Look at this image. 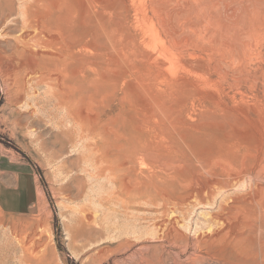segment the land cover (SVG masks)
Masks as SVG:
<instances>
[{
	"label": "rangeland",
	"instance_id": "obj_1",
	"mask_svg": "<svg viewBox=\"0 0 264 264\" xmlns=\"http://www.w3.org/2000/svg\"><path fill=\"white\" fill-rule=\"evenodd\" d=\"M21 1L0 0V53L6 56L18 45ZM37 2V18L69 42L75 59L57 64L63 85L37 88V104L12 103L8 77L0 73V143L38 188L27 211L0 210V264L261 262L264 0ZM151 28L160 41H153ZM32 49L40 60L49 56ZM46 58L42 64L50 63L44 67L51 71L55 64ZM79 117L100 135L89 148L80 140ZM94 142L101 151L91 152ZM110 147L120 150L112 155ZM110 170L120 173L117 179ZM235 174L242 176L238 185L216 188L204 205L194 199V190L211 178ZM223 204L228 223L215 219Z\"/></svg>",
	"mask_w": 264,
	"mask_h": 264
},
{
	"label": "bare ground",
	"instance_id": "obj_2",
	"mask_svg": "<svg viewBox=\"0 0 264 264\" xmlns=\"http://www.w3.org/2000/svg\"><path fill=\"white\" fill-rule=\"evenodd\" d=\"M17 1H19V0H17ZM29 0H26V1H21L20 2V5L22 6L23 4H24V6H25V8L23 7V10H21V11H19V9H18V7H17V5H16V10L18 9V12L19 13H21V15L23 16V21L21 22L22 24V26H20L21 27V30L18 32V38H17V46H16V48H15V51L12 53V55H3L2 53H0V73H3L4 74V76H5V79L8 77V80H9V83L8 84H10V94H11V97H12V103H14V104H21L24 100H26L27 101V99H29V101H30V99H32V102L34 101V103L33 104H37V103H41L40 101L39 102H36L37 101V99L34 97V93H36V90H37V88H38V90H39V88H40V86H42V85H49V86H53V87H61L63 84V82L61 83L60 81H61V79H60V76H59V72L61 71V69L59 68V66H57V64H61V65H63V67H64V65H65V63H68V58L70 57V54H71V48H70V44L68 45V43L69 42H67L65 39H64V37H62V35L60 34V33H53V32H51V30H48V29H52V28H49V25H48V27H44V25L41 23L42 21H43V17H41L40 18V20H39V18H37V16H36V14H37V1L38 0H32L31 1V3H30V1L28 2ZM22 2H24V3H22ZM17 3H19V2H17ZM48 3H49V1H48ZM14 5H15V3H14ZM55 5V4H54ZM63 5H61V7H62ZM21 8V7H20ZM46 8V7H45ZM59 8V7H58ZM58 8H56V11H59V9ZM58 9V10H57ZM63 9H64V7H63ZM15 11V10H14ZM13 11V12H14ZM64 11V13L66 14V12H68V11H65V10H63ZM17 12V11H16ZM16 12H14V13H16ZM17 12V13H18ZM70 12V11H69ZM14 13H12V14H14ZM16 13V14H17ZM60 13V12H59ZM72 13V12H71ZM18 16H19V14H17ZM60 15V14H59ZM67 15V14H66ZM11 16V15H10ZM17 16V17H18ZM21 16V17H22ZM60 16H62V14L60 15ZM68 16H70L69 15V13H68ZM74 16V14L70 17V18H72ZM17 17H16V19H17ZM39 17V16H38ZM45 17V16H44ZM56 17H58V16H56ZM55 17V19H57ZM14 18H15V16H14ZM19 18H20V16H19ZM62 18H63V16H62ZM61 18V19H62ZM8 19H9V17H8ZM7 19V20H8ZM47 19V18H46ZM42 20V21H41ZM48 20H50V19H48ZM58 20H60L59 18H58ZM58 20H57V22H58ZM71 19H69L68 21H70ZM74 20V19H73ZM16 21V20H15ZM21 21V20H20ZM41 21V22H40ZM63 21V20H62ZM65 21H67V18L65 19ZM67 21V22H68ZM45 22V21H44ZM53 22V21H52ZM56 22V23H57ZM48 23V22H47ZM51 23V22H50ZM68 23H71V22H68ZM44 24H46V22L44 23ZM58 24V23H57ZM81 24V23H80ZM47 25V24H46ZM151 25V24H150ZM52 26V25H51ZM50 26V27H51ZM60 26H62V25H60ZM82 26V25H81ZM54 27H55V25H54ZM57 27V26H56ZM63 27V26H62ZM64 27H66V26H64ZM150 26L148 25V28H149ZM154 27V26H153ZM57 28H59V27H57ZM56 28V29H57ZM156 29V28H155ZM53 30H54V28H53ZM60 30V29H59ZM63 31V30H62ZM155 30H153L152 28L150 29V33L149 34H151V36H152V39H153V41L154 42H157L158 40L160 41L161 39V37H159L158 35H159V32L158 31H156V32H158V34H156L155 32H154ZM55 32H56V30H55ZM57 32H58V30H57ZM61 32V31H60ZM82 32V31H81ZM147 32H149V31H147ZM86 33V32H85ZM73 34V33H72ZM82 34V33H81ZM148 34V35H149ZM86 35V34H85ZM123 35V34H122ZM72 36V35H71ZM150 36V35H149ZM160 36H161V34H160ZM16 38V37H15ZM75 38V37H74ZM151 39V38H150ZM151 39V40H152ZM85 42V41H84ZM153 42V43H154ZM164 42V41H163ZM151 43V42H150ZM85 44V43H84ZM87 44V43H86ZM154 44H156V43H154ZM160 44V43H159ZM72 45V44H71ZM76 45V44H75ZM14 46V45H13ZM73 46H74V44H73ZM83 46V45H82ZM76 47H77V45H76ZM32 48H36V49H39V50H41V49H44V50H46L48 53H49V56H46V55H44L43 57L45 58V57H48V58H46L47 60H49L50 62L52 61L53 62V64H55V65H53L54 66V69H51V71H50V67L49 68H47V67H44V66H47V65H49L50 63H48L47 65H46V63H45V65H43L42 64V61H44L43 59L42 60H40L39 59V57L36 55V53H35V55L32 53ZM82 48V47H81ZM86 48V47H85ZM79 49V48H78ZM84 49V48H83ZM171 49V48H170ZM35 50V49H34ZM33 50V51H34ZM36 51V50H35ZM167 51H169V50H167ZM38 52V51H37ZM44 52V51H43ZM42 52V53H43ZM78 52V51H77ZM165 52V51H164ZM169 52H171V51H169ZM168 52V53H169ZM4 53V52H3ZM166 53V52H165ZM172 53V52H171ZM10 54V53H9ZM34 55L33 57H31L32 55ZM45 54V53H44ZM170 54V53H169ZM175 54V53H174ZM30 56L29 58H26V56ZM41 55V54H40ZM173 55V54H172ZM75 56V55H74ZM171 56V55H170ZM174 56V55H173ZM173 56H172V58H173ZM41 58V57H40ZM70 58H72L73 60L75 59V58H73L72 56L70 57ZM175 58H176V55H175ZM78 59V58H77ZM76 59V60H77ZM80 60H81V58H79ZM167 59V58H166ZM176 61V60H175ZM70 62V61H69ZM73 62V61H72ZM81 62V61H80ZM170 62L172 63L173 62V60L171 59L170 60ZM70 63H68V65H69ZM78 64V63H77ZM174 64V63H173ZM82 65V64H81ZM170 65V64H169ZM62 67V66H61ZM68 67V69H69V67L70 66H67ZM83 67H84V65H83ZM49 69V70H48ZM67 69V70H68ZM59 70V71H58ZM72 70V69H71ZM79 70V69H78ZM83 70H84V68H83ZM86 70V69H85ZM70 71V70H69ZM76 71V70H75ZM65 72V71H64ZM67 72V71H66ZM77 72V71H76ZM79 72V71H78ZM61 73V72H60ZM80 73V72H79ZM86 73V72H85ZM64 74V73H63ZM82 74H83V72H82ZM62 75V74H61ZM67 75V74H66ZM7 76V77H6ZM73 76V75H72ZM74 77V76H73ZM83 77H84V75H83ZM70 78V77H69ZM78 78V77H77ZM76 78V79H77ZM81 78V77H80ZM65 79V78H64ZM66 79H67V77H66ZM84 79V78H83ZM62 81H64V80H62ZM80 82H81V80H80ZM89 82V81H88ZM46 86V87H47ZM48 86V87H49ZM43 87V86H42ZM45 87V86H44ZM65 87H67L66 85H65ZM70 86H68V88H69ZM62 88H64V87H62ZM65 89V90H67V92L69 91H71V90H69V89ZM5 89V88H4ZM60 89V88H59ZM6 91V90H5ZM31 91H33V92H31ZM60 91V90H59ZM77 91V90H76ZM56 93H58L57 91H55ZM62 92V90L60 91V93ZM60 93H58V94H60ZM66 92H64V94H65ZM70 94V93H69ZM37 95V94H36ZM61 95H63V92H62V94ZM67 95V94H66ZM55 96V95H54ZM39 97V96H38ZM65 98H66V96H64ZM40 98V97H39ZM67 100H69L68 98H66ZM39 100H41V99H39ZM70 101V100H69ZM87 101V100H86ZM96 101V100H95ZM28 103V102H27ZM30 103V102H29ZM70 103V102H69ZM31 104V103H30ZM56 104V103H55ZM62 104V103H61ZM63 104H64V102H63ZM67 104V103H66ZM18 105V106H19ZM39 105V104H38ZM69 105V104H68ZM102 106V105H101ZM69 110V109H68ZM67 111V110H66ZM82 111H84V109L82 110ZM88 112V111H87ZM68 113H69V111H68ZM69 115H71V113H69ZM85 115V114H84ZM91 115V114H90ZM89 115V116H90ZM72 116V115H71ZM83 117V116H82ZM91 117V116H90ZM73 118V117H72ZM80 118V120L79 121H77V119H76V126H78L79 128H80V130H81V135H80V140H82L83 141V146H84V148L85 147H90V142H92L90 139H91V137L93 136L94 137V140H100V139H97V137H96V135H95V133L93 132L94 131V129L93 130H91L89 127H90V125L88 126L87 125V123L88 122H86V117L85 118H81V117H79ZM73 120H74V118H73ZM70 121V120H69ZM73 122H75V120L73 121ZM75 124V123H74ZM77 128V127H76ZM73 129V128H72ZM102 130V129H101ZM116 130V129H115ZM73 131V130H72ZM96 131V130H95ZM76 132V131H75ZM99 132H101V131H99ZM98 132V133H99ZM100 134V133H99ZM105 134V133H104ZM106 134H108V133H106ZM153 134V133H152ZM111 135V134H110ZM115 135V134H114ZM98 136V135H97ZM100 136V135H99ZM98 136V137H99ZM104 136V135H103ZM102 136V137H103ZM112 136H113V134H112ZM78 138H79V136H77ZM116 137V140H117V136H115ZM114 137V138H115ZM112 139H113V137H112ZM119 139V138H118ZM93 140V141H94ZM115 139L113 140L114 142L116 141ZM101 141V140H100ZM168 141V140H167ZM110 142H111V140H110ZM113 142V145L116 143H114ZM124 142V141H123ZM177 142V141H176ZM74 143V142H73ZM77 143V142H76ZM81 143V142H80ZM95 143V144H94ZM92 145L93 146H91L92 147V149L93 150H91V148H90V150H91V152L93 151L94 152V150L95 151H98V150H100L99 149V146L97 145V143L96 142H94ZM104 143V142H103ZM156 144V142H153V144ZM168 143V142H167ZM105 144H106V142H105ZM117 144H118V142H117ZM123 144V143H122ZM152 144V145H153ZM154 144V145H155ZM158 144V143H157ZM165 144H166V142H165ZM172 144H175L174 143V141L172 142ZM104 145V144H103ZM116 145V144H115ZM160 145V144H159ZM169 145H171L170 143H169ZM184 145V144H183ZM156 146V145H155ZM189 146V145H188ZM75 147V146H74ZM95 149H94V148ZM173 147V146H172ZM185 147V146H184ZM101 148V150H102V147H100ZM112 147H110V149H111ZM121 148V147H120ZM145 148V147H144ZM143 148V149H144ZM157 148V147H156ZM164 148V147H163ZM168 148V147H167ZM225 148V147H224ZM228 148H230V147H228ZM227 148V149H228ZM97 149V150H96ZM109 149V150H110ZM115 148H112V150H114ZM146 149H147V147L145 148V150H144V152H146ZM166 148H164V149H162V150H165ZM89 150V149H88ZM100 150V151H101ZM118 150V149H117ZM117 150L115 149V151H114V153L113 152H111V153H113L112 155H115V152L116 153H118L117 152ZM120 150V149H119ZM118 150V151H119ZM149 150H150V148H149ZM161 150V149H160ZM168 150V149H167ZM170 150H171V148H170ZM173 150H175V149H172V151ZM186 150H188V149H186ZM217 150V149H216ZM232 150V149H231ZM198 151V150H197ZM228 151V150H227ZM233 151V150H232ZM92 152V153H93ZM148 152V151H147ZM166 152H168V151H166ZM218 152V151H217ZM216 152V153H217ZM230 152V151H229ZM111 153H110V155H111ZM141 153V152H140ZM152 153V152H151ZM159 153H160V151H159ZM221 153V152H220ZM236 153V152H235ZM91 154V153H90ZM95 154V153H94ZM101 154V153H100ZM99 153H97V155H100ZM162 155H163V153H161ZM191 154V153H190ZM108 155H109V152H108ZM109 155V156H110ZM96 156V155H95ZM192 156V155H191ZM101 157H102V155H101ZM107 157V156H106ZM193 157V156H192ZM87 158V157H86ZM85 158V159H86ZM92 158V157H91ZM97 158H99V157H97ZM102 159V158H101ZM107 160H109L110 161V159H108L107 158ZM89 161V160H88ZM241 161V160H240ZM93 162V161H92ZM196 162V161H195ZM96 163V162H95ZM206 163V162H205ZM207 163H208V161H207ZM211 163V162H210ZM97 164V163H96ZM99 164V163H98ZM120 164V163H119ZM125 164V163H124ZM209 164V163H208ZM246 164H247V162H246ZM100 165V164H99ZM103 165V164H102ZM100 166V168H102V167H104V165L103 166ZM127 165V164H126ZM262 165H263V163H262ZM107 166V165H106ZM105 166V167H106ZM212 166V165H211ZM98 167V166H97ZM128 167V166H127ZM126 167V168H127ZM94 168V167H93ZM99 168V169H100ZM108 168V167H107ZM129 168H130V166H129ZM129 168H127V170H130ZM132 168H133V166H132ZM97 169V168H96ZM106 169V168H105ZM104 169V170H105ZM110 169H112V168H110ZM165 169V168H164ZM207 169H208V166H207V168L204 170L205 172H208L207 171ZM214 169H215V166H214ZM224 169V168H223ZM103 170V169H102ZM115 170V169H114ZM127 170H125V171H127ZM135 170V169H134ZM209 170V169H208ZM210 170H212L213 171V169L211 168ZM209 170V171H210ZM220 170V169H219ZM95 171V170H94ZM108 171H109V168H108ZM122 171H124V170H121L120 172H122ZM132 171V170H131ZM130 171V172H131ZM212 171H210V173L212 172ZM98 172H101V171H98ZM97 172V173H98ZM106 172V171H105ZM104 172V173H105ZM110 172L111 173H113V171H111L110 170ZM118 172V171H117ZM117 172L116 173H113V175L115 174V176L117 175ZM129 172V171H128ZM134 172V171H133ZM196 172V171H195ZM96 173V172H95ZM96 173V174H97ZM111 173H108L109 175H111L112 176V174ZM209 173V172H208ZM99 174V173H98ZM131 174H133V173H131ZM201 174H202V172H201ZM233 174V173H232ZM237 174V173H236ZM232 175V176H228L226 179L227 180H218V179H215V178H211V180H210V182L206 185V186H204V187H202V188H200V189H198V188H196V189H198V190H194L195 191V193H194V195H193V197H195L194 199H196V201H198V202H200V204H203L204 205V203H206L207 201H209L210 199H212V197H213V195H214V192H215V190H216V188H220V190L222 189V190H228V188H230L231 186H232V184L234 183V182H237L236 184L238 185V181L240 180V179H242V176L240 177V176H238V175ZM107 175V174H106ZM105 175V176H106ZM119 175H120V173H119ZM119 175H117L115 178L117 179V177L119 176ZM248 175V174H247ZM255 175V174H254ZM93 176H95V175H93ZM111 176H110V179H111ZM129 177H130V180L129 179H127L128 181H129V185H131V184H133V182L132 181H134L133 180V178H132V176H130V175H128ZM146 176V175H145ZM253 176V175H252ZM129 177H127V178H129ZM207 177V176H206ZM97 178H99L98 176H97ZM104 178V177H103ZM113 178V177H112ZM121 178V177H120ZM120 178H118V180H120ZM199 178V177H198ZM253 178V177H252ZM101 179V178H100ZM109 179V180H110ZM116 179H114L113 178V180H116ZM122 179V178H121ZM131 179H132V181H131ZM225 179V178H224ZM251 179V178H250ZM103 180V179H102ZM112 180V179H111ZM196 180V179H195ZM249 180V179H248ZM106 181V180H105ZM127 181V182H128ZM254 181V180H253ZM115 182V181H114ZM121 182V181H120ZM130 182H131V184H130ZM251 182V181H250ZM116 183V182H115ZM253 183V182H252ZM127 184V183H126ZM196 184V183H195ZM235 184V185H236ZM246 184H247V182H246ZM254 184V183H253ZM122 185V184H121ZM128 185V184H127ZM152 185V184H151ZM198 185V184H197ZM234 185V186H235ZM113 186V185H112ZM248 186V185H247ZM133 186H131V188H132ZM192 187V186H191ZM194 188V187H193ZM145 189V188H144ZM195 189V188H194ZM233 189V188H232ZM250 189V188H249ZM116 190V189H115ZM118 190V189H117ZM128 194H129V196H130V198H131V194H132V191H131V189H130V186H128ZM230 190V189H229ZM235 190V189H234ZM251 191V190H250ZM163 192V191H162ZM228 192V191H227ZM232 192V191H231ZM247 192V191H246ZM165 193V192H164ZM223 193V192H222ZM221 193V194H222ZM248 193V192H247ZM127 194V195H128ZM166 195V194H165ZM192 195V194H191ZM191 195H190V197H191ZM216 195V194H215ZM232 197H233V195H231ZM230 196V197H231ZM189 197V198H190ZM227 197H229V196H227ZM237 197V196H236ZM169 198V197H168ZM224 198V197H223ZM124 199V198H123ZM166 199V198H165ZM192 199V198H191ZM190 199V200H191ZM225 199V198H224ZM249 199V198H248ZM114 200V199H113ZM213 200V199H212ZM222 200V199H221ZM230 200V199H229ZM118 201V200H117ZM184 201V200H183ZM124 202V201H123ZM126 202V201H125ZM223 203H225V201L223 202ZM227 203V202H226ZM145 204H147V203H145ZM165 205V204H164ZM202 205V206H203ZM213 205V204H212ZM215 205V204H214ZM230 205V204H229ZM228 205V207H231V206H229ZM158 206V205H157ZM156 206V207H157ZM226 206L227 205H225L224 206V204L223 205H219L218 206V212L219 213H216V215H217V217H215V219L216 220H218L217 222H225L226 221V219H225V217H224V213L226 212ZM261 206V205H260ZM259 206V207H260ZM159 207V206H158ZM161 207V206H160ZM237 207V206H236ZM233 209V208H232ZM235 209V208H234ZM239 209V208H238ZM262 209H264L263 208V206L261 207V210ZM217 210V209H216ZM229 211V210H228ZM259 212V211H258ZM227 213V212H226ZM260 213V212H259ZM262 213H264L263 211H262ZM262 213H260V216H261V214ZM211 215V214H210ZM264 215V214H263ZM262 215V216H263ZM258 216H259V214H258ZM261 216V218H263ZM211 217V216H210ZM252 217H254V216H252ZM248 218H250V217H248ZM261 218H256L257 220H255V221H258V219H261ZM214 219V218H213ZM247 219V218H246ZM253 219H255V218H253ZM216 220H215V222H214V224L216 223ZM262 220V219H261ZM264 220V219H263ZM263 220H262V222L261 221H258V223H260L261 224V226H262V229L264 228V222H263ZM228 221H230V220H228ZM232 221V220H231ZM244 221V220H243ZM251 222L253 221V220H250ZM227 222V221H226ZM228 223V222H227ZM247 223V222H246ZM245 223V224H246ZM257 223V224H258ZM263 223V224H262ZM217 224V223H216ZM222 224V223H221ZM251 224H253V222L251 223ZM254 224H256L255 222H254ZM257 224H256V226H257ZM161 225V224H160ZM242 225V224H241ZM211 226V225H210ZM220 226V225H219ZM219 226H217V227H219ZM222 226V225H221ZM246 226V225H245ZM247 226H249L250 227V224L248 225V223H247ZM246 226V227H247ZM261 226L259 225V227L261 228ZM163 227V226H162ZM245 227V228H246ZM248 227V228H249ZM237 228V227H236ZM238 228H239V226H238ZM241 228H244V226L243 227H241ZM254 228H256L257 229V232H263V230L262 231H260L259 230V228H258V226L257 227H255V225H254ZM165 229V228H164ZM213 229V228H212ZM215 229H216V227H215ZM247 229V228H246ZM250 230L252 229V228H249ZM233 231V229H229V231ZM242 230V229H241ZM211 231V230H210ZM213 231V230H212ZM231 231V232H232ZM238 231V230H237ZM246 230L244 229V231L243 232H245ZM249 231V230H248ZM252 231V230H251ZM216 232V231H215ZM214 232V233H215ZM219 232V231H218ZM225 232V231H224ZM231 232H230V234H231ZM240 232V231H239ZM242 232V231H241ZM257 232H256V230H255V233L256 234H254L255 236L257 235ZM217 233V232H216ZM221 233V232H220ZM223 233V232H222ZM226 233H228V232H226ZM246 233H247V231H246ZM218 234V233H217ZM216 234V235H217ZM245 234V233H244ZM251 234V233H250ZM249 234V232H248V235H246V236H250L251 238H252V235H250ZM259 234V233H258ZM205 235V234H204ZM215 235V234H214ZM213 235V236H214ZM223 235V234H222ZM222 235H221V237H222ZM227 235V234H226ZM225 235V236H226ZM231 235H233V233L231 234ZM238 235H240L241 237H242V235L241 234H238ZM262 235H264V233L262 234ZM228 236V235H227ZM236 236V235H235ZM239 236V237H240ZM254 236V237H255ZM258 236V235H257ZM256 236V237H257ZM259 236H260V238H263L264 239V236H262L261 237V235L259 234ZM220 237V238H221ZM229 237V236H228ZM231 237V236H230ZM229 237V238H230ZM255 237V239H257ZM223 238H225V237H222L221 239H223ZM236 237H234V239H235ZM248 238V237H247ZM259 238V237H258ZM259 238V240H260V242H261V240L262 239H260ZM242 239H243V237H242ZM236 241H238V243H239V238L236 240ZM263 241V240H262ZM221 242V241H220ZM230 242V241H229ZM232 242H233V238H232ZM259 242V241H258ZM259 242V243H260ZM235 243V242H234ZM240 243H242V241H240ZM239 245V244H238ZM263 245V244H262ZM261 245V246H262ZM240 246V245H239ZM257 246H258V244H257ZM259 246H260V244H259ZM264 246V245H263ZM260 248V247H259ZM230 250V249H229ZM261 252H262V254H264L263 253V250H264V248H261ZM247 251V250H246ZM253 252V251H252ZM260 252V253H261ZM231 253V252H230ZM258 253H259V251H258ZM262 254L260 255L261 257H262V261L261 262H257L258 264H264V256H262ZM227 255H229V254H227ZM222 256H223V254H222ZM231 256V255H230ZM259 256V255H258ZM235 257V256H234ZM252 258V257H251ZM232 258H230V260H231ZM238 259V258H237ZM243 260V259H242ZM251 260H253V261H249V259L247 260V262L249 261V263L250 262H253V264L255 263L256 264V260L255 259H251ZM254 260H255V262H254ZM258 261V260H257ZM233 262V261H232ZM245 263V262H244ZM233 264V263H232ZM252 264V263H251Z\"/></svg>",
	"mask_w": 264,
	"mask_h": 264
},
{
	"label": "crops",
	"instance_id": "obj_3",
	"mask_svg": "<svg viewBox=\"0 0 264 264\" xmlns=\"http://www.w3.org/2000/svg\"><path fill=\"white\" fill-rule=\"evenodd\" d=\"M38 200V188L27 168L0 143V210L25 212Z\"/></svg>",
	"mask_w": 264,
	"mask_h": 264
}]
</instances>
